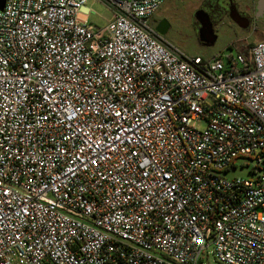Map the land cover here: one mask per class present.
I'll return each instance as SVG.
<instances>
[{
	"label": "built area",
	"instance_id": "built-area-1",
	"mask_svg": "<svg viewBox=\"0 0 264 264\" xmlns=\"http://www.w3.org/2000/svg\"><path fill=\"white\" fill-rule=\"evenodd\" d=\"M95 1L0 11V264H264V39L189 56L164 0Z\"/></svg>",
	"mask_w": 264,
	"mask_h": 264
},
{
	"label": "rangeland",
	"instance_id": "rangeland-1",
	"mask_svg": "<svg viewBox=\"0 0 264 264\" xmlns=\"http://www.w3.org/2000/svg\"><path fill=\"white\" fill-rule=\"evenodd\" d=\"M216 0H164L161 4L160 19L166 24L164 38L187 55H201L202 58L220 56L226 59L235 56L249 45L264 39V21L256 20L248 30L236 26L227 18L214 20L211 29L215 40L206 44L200 39V24L195 13L200 9L207 10ZM85 8L88 9L87 23L97 28H103L110 19L111 12L99 2L87 0ZM264 20V19H263ZM204 123H196L202 128ZM248 157H237L234 160L235 168L224 172L222 176L228 180L253 179L251 173L254 163ZM202 264H218L211 255L202 258Z\"/></svg>",
	"mask_w": 264,
	"mask_h": 264
},
{
	"label": "flooded vegetation",
	"instance_id": "flooded-vegetation-1",
	"mask_svg": "<svg viewBox=\"0 0 264 264\" xmlns=\"http://www.w3.org/2000/svg\"><path fill=\"white\" fill-rule=\"evenodd\" d=\"M235 11H237L241 18H243H239L240 23L242 25H248L246 30H248L256 20L264 21L263 19L255 18L254 9L250 8L248 0H216L213 4L209 5L207 10H198L197 17L202 22H208L211 24L212 21L220 20L223 18H227L230 20L229 15L231 13H234ZM160 21L161 19L156 18L154 15L150 19V24L154 28Z\"/></svg>",
	"mask_w": 264,
	"mask_h": 264
},
{
	"label": "water",
	"instance_id": "water-1",
	"mask_svg": "<svg viewBox=\"0 0 264 264\" xmlns=\"http://www.w3.org/2000/svg\"><path fill=\"white\" fill-rule=\"evenodd\" d=\"M5 4V0H0V11L3 9ZM254 12H255V18L257 19H264V0H256L255 6H254ZM195 18L198 20L200 24V29H199V36L200 39L205 42L206 44H212L215 40V36L213 35V31L211 29V24L208 22H202L198 17H197V12L195 13ZM229 18L231 22H233L236 26H238L241 29L246 30L248 25L244 24L242 25L240 23L241 16L238 14L237 11L234 13H231L229 15ZM154 30L161 36H165V31H166V24L164 20H161L155 27Z\"/></svg>",
	"mask_w": 264,
	"mask_h": 264
},
{
	"label": "crops",
	"instance_id": "crops-1",
	"mask_svg": "<svg viewBox=\"0 0 264 264\" xmlns=\"http://www.w3.org/2000/svg\"><path fill=\"white\" fill-rule=\"evenodd\" d=\"M93 2H96L95 0H92ZM248 2H249V6H250V8L251 9H254V6H255V2H256V0H248ZM161 7L162 6H160L158 9H157V11L155 12V17L156 18H161L160 17V14H161ZM88 14H89V11H88V9L87 8H83V10L80 12V14H79V16H78V18H79V20H81V21H84V22H86L87 23V16H88ZM113 20V14L111 13V15H110V19L108 20V22H107V24L108 23H110L111 21ZM162 20V19H161ZM190 56V55H189ZM191 56H200V57H202L201 55H191Z\"/></svg>",
	"mask_w": 264,
	"mask_h": 264
},
{
	"label": "trees",
	"instance_id": "trees-1",
	"mask_svg": "<svg viewBox=\"0 0 264 264\" xmlns=\"http://www.w3.org/2000/svg\"><path fill=\"white\" fill-rule=\"evenodd\" d=\"M252 45V44H251ZM251 45H249V46H251ZM248 46V47H249ZM248 47H245L242 51H241V55H243L246 59H248V53H247V51H248Z\"/></svg>",
	"mask_w": 264,
	"mask_h": 264
}]
</instances>
